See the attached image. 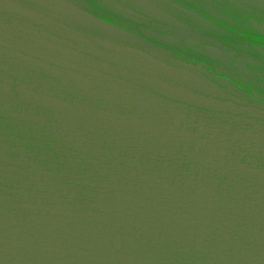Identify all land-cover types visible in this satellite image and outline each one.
Masks as SVG:
<instances>
[{"label": "water", "instance_id": "95a60500", "mask_svg": "<svg viewBox=\"0 0 264 264\" xmlns=\"http://www.w3.org/2000/svg\"><path fill=\"white\" fill-rule=\"evenodd\" d=\"M0 264H264V0H0Z\"/></svg>", "mask_w": 264, "mask_h": 264}]
</instances>
